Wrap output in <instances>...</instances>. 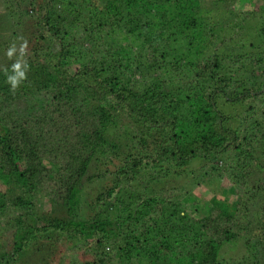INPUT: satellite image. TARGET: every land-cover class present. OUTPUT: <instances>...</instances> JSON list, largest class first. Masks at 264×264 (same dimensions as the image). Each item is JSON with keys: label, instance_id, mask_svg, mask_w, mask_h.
<instances>
[{"label": "trees", "instance_id": "1", "mask_svg": "<svg viewBox=\"0 0 264 264\" xmlns=\"http://www.w3.org/2000/svg\"><path fill=\"white\" fill-rule=\"evenodd\" d=\"M235 1L0 0V264H264V0Z\"/></svg>", "mask_w": 264, "mask_h": 264}, {"label": "rangeland", "instance_id": "2", "mask_svg": "<svg viewBox=\"0 0 264 264\" xmlns=\"http://www.w3.org/2000/svg\"><path fill=\"white\" fill-rule=\"evenodd\" d=\"M1 6V5H0ZM234 8H240V9H243V10H245V9H249V8H251V6H250V4H249V2H246V1H244L243 0V2H241V3H238L237 1H235L234 2V4L232 5ZM0 15H2L3 16V13H2V11L0 10ZM257 60V59H256ZM255 60V61H256ZM254 61V62H255ZM264 70V69H263ZM263 70L262 71H260V69H258V73H257V70H255V73H257V74H263ZM244 75H245V73H244ZM246 75H248L247 73H246ZM264 75V74H263ZM255 110L258 112H252V114H255L256 116H260L261 115V113L263 112V110H264V108L260 105V104H258V103H256V105H255ZM233 111V110H232ZM235 113L236 114H234V115H232V117H231V120H235V121H239V120H241L243 117L241 116L242 114L240 113V112H238V111H235ZM249 119H251V118H253V117H251L250 115H249ZM146 134V133H145ZM144 133L143 134H141V135H143V136H146ZM138 135V136H137ZM141 135L138 133H136L135 135H132L131 136V139L133 140V142L135 141L136 142V148H141V142H142V145H143V141H142V139H141ZM135 145V143H133V146ZM120 149H123V148H120ZM122 151V150H121ZM123 152V151H122ZM193 162L194 163H198V162H200L199 161V159H195V160H193ZM195 168H197V167H195ZM252 177L254 178V176L253 175H251L249 178L250 179H252ZM159 187H164V184L163 185H158ZM165 187H168L167 185H165ZM197 188H195L194 189V191L196 190ZM164 190V191H163ZM163 190H162V194L161 195H163V196H166L167 194H168V192H167V190H166V188H163ZM199 190H200V188H199ZM208 190V189H207ZM196 192H198V189L196 190ZM153 196H159V192L157 191V192H155V193H148V192H146V193H144V194H142L141 195V198L140 199H148V198H150V197H153ZM183 197L184 196H182L181 198H180V200H182L183 199ZM138 201V200H137ZM0 239H1V236H0ZM46 245V244H45ZM226 250V251H225ZM225 254H227V253H229V254H233V255H235L236 257H240L244 252H245V248L241 245V244H237V246H236V248H235V250L234 251H232V250H229V248H225ZM47 250L43 247V251L42 252H32V254H31V257L30 258H28V260H30V262H23V264H28V263H30V264H35V263H38V264H40V263H42L43 261H44V258L43 257H45L46 256V252ZM137 264V263H136Z\"/></svg>", "mask_w": 264, "mask_h": 264}, {"label": "clouds", "instance_id": "3", "mask_svg": "<svg viewBox=\"0 0 264 264\" xmlns=\"http://www.w3.org/2000/svg\"><path fill=\"white\" fill-rule=\"evenodd\" d=\"M11 51H12V50L9 49V53H10ZM17 85H18V82H15V81L11 82V86H12V88H15Z\"/></svg>", "mask_w": 264, "mask_h": 264}]
</instances>
